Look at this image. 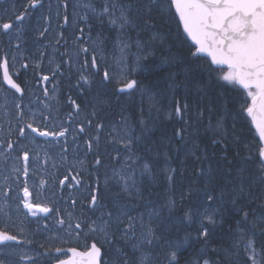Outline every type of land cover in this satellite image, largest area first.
I'll return each mask as SVG.
<instances>
[{"label":"rangeland","instance_id":"1","mask_svg":"<svg viewBox=\"0 0 264 264\" xmlns=\"http://www.w3.org/2000/svg\"><path fill=\"white\" fill-rule=\"evenodd\" d=\"M36 1L39 0H31L28 4L30 7L29 13L25 9L27 8L26 6L19 4L23 3L21 0L1 5L0 26L3 27L9 19L13 22L11 27L13 33L10 35V39L16 45L26 39L24 34L40 35L43 30L47 29L62 30L63 17L67 15V26L64 29L82 28V33L85 36L88 35L86 36V41H80L79 46L69 49L68 53L59 45L54 46L50 50H46L44 47L43 49L45 50L43 51L44 53L51 52V56L56 59V62L54 59L48 60V62H55L56 66L61 65V57L72 58L71 64L65 70L68 74L66 76L67 84L79 82L85 86L88 92L91 91L93 96L92 101L88 95L85 101L80 103L87 112L79 113L68 121V119H61L58 115L59 103H61L60 95H49L50 93L48 92H40L37 87H31L27 101L28 119L35 126L46 128L49 125L50 134L56 137L52 138L51 136L39 139L29 136L24 140V151L18 156L19 162L24 166L23 175L20 176L21 180L19 182H8L3 176L5 169L10 167L14 169L17 166L11 163V165H7L4 151H0V212L2 211V214L8 216L9 213H5L8 207L14 206L17 209L18 206H22L24 208L25 205L28 206L31 203L40 202L50 207L51 213H53L52 216L32 220L36 225L33 223L27 225V234L34 235L33 239L27 236L26 254L28 258L38 256L39 252H56V250L67 245L81 242L75 233L77 230L73 225L74 222L79 221L80 211L84 206L85 198L91 192L85 183L76 182L73 184L68 181L64 185L63 179L65 177L71 179V172L75 170L84 171L92 177H96L99 180L98 186L105 197L104 203H98L97 205L98 207L102 206V208L100 210L101 218L98 214L97 219L100 224L95 231L101 229L105 231L107 229L108 233H111L116 231V228L125 226L122 223L145 220L144 214L141 213L143 210H140V206H144L142 203L144 195H140L142 191L140 189L141 177L143 174H149L151 175L150 179L155 181V176L153 173L150 174V165L145 164L143 169L139 164L140 158L136 155L132 144L136 140L140 141L142 135L133 125L128 109L129 107L137 108V106L150 104L153 107L154 103L160 104L159 98L161 102L164 100V97L161 96V91L158 90V93L139 77V73L145 68L144 59L151 53V48L154 45L155 49L157 48L156 34L151 38L149 37L151 41L146 37L147 44L141 34L142 28H147L146 25H143L142 20L155 19L156 17H151L156 14L155 9L147 10L143 5V0H140L141 3L139 0H40L41 4L32 8V3ZM63 2L67 3V7H64ZM147 15L148 17H146ZM24 17H26V21L23 23L21 21ZM41 19L44 21H41ZM53 22L57 24L54 28H51ZM90 23L95 24L96 27L92 28ZM85 24H87L88 31L94 33L93 35L85 31ZM49 34L52 35L54 33L50 32ZM173 36L175 34L168 35V38L172 39ZM59 39L61 40V38ZM85 42L87 50H85ZM16 49L24 54L27 52L24 47ZM156 50L168 53L170 46L163 44ZM62 51L65 52L64 55H61ZM93 55H95L101 67L108 72L109 83L107 91L104 83L99 86V80L93 76L91 69L85 70L80 67V62L84 59V56L87 61L91 62ZM158 58L161 59V56ZM224 69V78L229 81H235L234 70L227 67H224ZM133 78H139L137 88L133 92L121 95L117 91L118 86ZM102 87V92L106 91L107 93L99 102L97 93L101 91ZM114 92L119 96L111 100ZM80 94H82V89H80ZM4 109L6 110V115L0 116V121L4 126H7L10 120L13 121V110L7 107ZM91 110L95 113V115L91 116L92 120L98 119V113H102V110V114L105 116V119L102 117L98 119L99 121H96V138L103 139L100 146H95L94 137L91 138L90 128L92 126H89V124L95 122L89 121L87 113H91ZM79 125L86 129L85 137L88 140L91 138L90 144H87L84 136H78L80 133L78 130ZM68 127L69 129L66 132L70 136L69 141H67L66 133H64L65 128ZM0 139L3 141L7 140L4 133H0ZM27 147L30 148V151L29 149L27 150ZM95 153L97 155L102 153L104 157L96 164L94 162L92 167H90L89 160L93 161L94 157H88V159L86 157ZM27 154H30V160L28 159V162H25L24 155ZM95 166H100L102 169L96 171L94 169ZM25 169L27 170L25 171ZM9 174L10 172L6 171V175ZM21 182H23L22 193V187L17 191ZM8 184L17 187L16 190H12L9 196L5 192ZM26 193H30L31 198L29 200L25 198ZM51 204L55 207L52 208ZM57 207L59 208V213L57 212ZM216 209L218 208L214 207L213 204H203V200L201 205L193 208L192 217H196L199 220L196 225L201 226L204 232L207 231L210 224L213 225L212 222L216 219L214 214ZM171 210L172 213L166 222V231L174 230L175 232H170V241H166V244L153 246L149 254L146 255L148 260L146 264H163V260H158L159 251L163 247L173 248L174 250L179 249L181 246L185 248L189 245V232L185 237L180 238V235L186 234L187 228L190 227L191 214H188L187 207L182 201H176L175 211ZM179 210L182 213H178ZM75 212L77 217L74 216ZM257 216L258 219H262L260 214ZM204 218L208 220V223H204ZM254 219L256 220V216ZM56 222H59V224ZM51 223L54 234L51 233L49 235L48 233L51 231L45 225ZM249 226L255 227L254 224H249ZM242 233L249 236L254 234V229H246ZM240 234L241 231L237 230L235 238L230 243L223 244L227 247L218 246L215 248V252L217 250V252L225 253V251L229 250L227 248H230L228 246L231 244L232 247H239L238 241L243 242ZM44 235H49L52 240H45ZM38 239H42V241H39V245H35ZM230 253L232 254V252H227L226 255L230 256ZM175 254L174 251L172 257L169 258L171 264H180L174 260ZM32 262L35 264L34 260ZM30 263L29 261L28 264ZM181 264H187V262H182ZM188 264L214 263L212 261L195 260Z\"/></svg>","mask_w":264,"mask_h":264},{"label":"trees","instance_id":"2","mask_svg":"<svg viewBox=\"0 0 264 264\" xmlns=\"http://www.w3.org/2000/svg\"><path fill=\"white\" fill-rule=\"evenodd\" d=\"M143 5L156 12L151 16L155 19L142 20L147 26L141 33L145 43L146 37L151 41L156 34L157 48L170 46L167 53L158 52L154 45L139 73L142 81L162 92L164 100L159 98L160 104L154 103L153 107L150 104L128 109L133 125L142 135L140 141L132 144L139 164L143 169L145 164L150 165V174L155 176V181L149 174L141 177L144 206L140 210L144 221H155L150 225L161 232V237L175 232L166 231V222L171 209L175 211L176 201H182L191 214V225L180 238L189 232L190 242L174 260L187 264L195 260L264 264V164L259 153L262 147L246 115L254 90H243L235 81L225 79L224 68L214 67L207 57L195 53L171 0H143ZM173 34L175 39H169L168 35ZM94 169L100 171L102 167ZM94 181L91 176L85 183ZM202 200L203 204L218 208L216 219L206 232L192 217L193 208ZM204 223H208L205 218ZM246 229H254V234L242 233ZM237 230L243 239L238 241L239 247L231 244L227 248L230 251L215 252L216 247L230 243ZM227 252L232 254L227 256Z\"/></svg>","mask_w":264,"mask_h":264},{"label":"flooded vegetation","instance_id":"3","mask_svg":"<svg viewBox=\"0 0 264 264\" xmlns=\"http://www.w3.org/2000/svg\"><path fill=\"white\" fill-rule=\"evenodd\" d=\"M9 2L0 1V6L5 3L10 4ZM24 6H27L31 0H21ZM40 1V0H39ZM33 4V3H32ZM65 6H67L66 2H63ZM27 11L28 9L25 8ZM29 12V11H28ZM57 18V17H51ZM42 20V19H41ZM9 23H13L10 19ZM68 16L65 15L63 17V22L67 23ZM67 24H63L65 27ZM0 116L6 115L5 107L11 108L13 110V121L10 120L7 126L0 121V133L5 134L6 141L0 139L1 148L0 151H4V155L6 158L7 165H16L17 168H7L5 169V179L10 181L19 182L21 180V175H23V164L19 162V157L24 151V140H26L29 136L39 138L41 132L45 133L44 136H52L49 130L43 129V127H32V122L28 119V93L31 87H37L41 92L43 91L50 93L49 95H60L59 103V111L58 115L64 116L66 119L71 120L76 117L79 113L86 111V109L82 106V102L85 101L86 89H84V85L80 86H68L64 83V77L68 74L65 71L66 68L71 64V59L69 57H61V65H55L56 59L51 56V52L44 53V47L46 50H50L56 45L62 46L64 50L67 52L69 49L75 48V46H79L80 41H86V36L84 35L83 29H62V30H43L40 35H29L24 34L26 37L25 40L13 44V41L10 39V35L13 33L10 25L0 26ZM10 28V29H9ZM53 32L54 34H49ZM48 37V39H46ZM61 38V41H59ZM25 48L27 52L24 54L22 51H19L16 48ZM39 48V49H37ZM35 49V50H34ZM85 50L86 42H85ZM65 52H61V55H64ZM54 59V63L48 62V60ZM58 62V60H57ZM80 67L89 70H94V75L100 76L102 73L104 74L105 69L101 67L98 61L93 55L91 62L84 59L80 62ZM8 73V78L10 81L15 82L16 88H13L7 83L5 73ZM62 78V80H58ZM103 85L101 81H99V86ZM105 87L107 85H104ZM61 88V90H60ZM80 89H82V94H80ZM103 87L101 88V95ZM107 93V92H106ZM63 101V102H62ZM87 112V111H86ZM88 116L95 115L94 111L91 110V113H87ZM98 115H102L101 112ZM42 124V123H41ZM49 127V125H47ZM71 127V125H70ZM81 126H78L81 131L78 136H82L85 134L84 129H80ZM83 128V127H82ZM10 129V131H9ZM38 129V130H36ZM42 129V130H41ZM6 132V133H5ZM29 132L33 133L29 134ZM66 133V139L69 141L70 136ZM59 136V135H58ZM89 144V141H86ZM30 148L27 147V150ZM94 157L97 159L96 154H89L88 157ZM25 162L30 160V154L24 155ZM91 162V160H90ZM11 163V164H10ZM27 169H25L26 171ZM6 171L10 172V176L6 175ZM66 181H68V177ZM89 178L88 174L83 173L81 176H75L74 173L71 172V179L73 181H83ZM17 191L22 187L21 193L23 192V182L18 185ZM16 186H10L8 184L5 192L6 195H10L12 190H16ZM96 192V194H95ZM96 195L97 202H100L98 198V191L95 189L93 191V195L91 197V204L89 207L85 206L84 211L86 215L80 217V222H74V227L77 231L75 233L80 238L81 242L79 244H71L67 245L63 248L56 250V252H39L38 256L28 258L27 252V243L28 237L30 239L34 238V235H28L26 232V227L28 224L34 223L32 220L42 219L45 216H52L51 208L43 205L40 202L31 203V207L33 205H43L47 209V212L36 211L34 208L28 210V206L25 205L16 207H8V210L5 213H9L8 216L2 214L0 212V230L15 236L17 239L9 240L7 243L0 244V264H33V260L35 264H55L60 260L66 259L69 255L68 249L72 247H78L82 250H88L93 242H95L102 251L101 262L102 264H146L147 257L151 249L154 245L166 244V241H170V234L161 237V232L155 229L153 222H125L122 225H125L120 228H116L114 232L108 233V230L105 231L97 229L96 225L100 224L96 220L93 221V218H97L98 214L101 218L100 208H97L96 202L95 205L92 204L93 198ZM29 193V199H30ZM52 205V204H51ZM54 208L55 206H51ZM24 209V210H23ZM54 210V209H53ZM57 212L59 213V208L57 207ZM76 217V212L74 213ZM30 219V221H28ZM64 219V218H62ZM61 220V219H60ZM66 220V218H65ZM8 223V224H7ZM59 224V222H56ZM51 224H47L49 230L48 234H54L53 227ZM92 225H95L92 227ZM49 235H44L45 240H52ZM28 236V237H27ZM37 239V238H36ZM39 241L42 239H38L35 245H39ZM52 249V248H51ZM176 252L181 253L183 249L179 250L175 249ZM159 255V261L163 260V264H171V261L168 255L172 252V248H162ZM161 259V260H160Z\"/></svg>","mask_w":264,"mask_h":264},{"label":"water","instance_id":"4","mask_svg":"<svg viewBox=\"0 0 264 264\" xmlns=\"http://www.w3.org/2000/svg\"><path fill=\"white\" fill-rule=\"evenodd\" d=\"M183 29L197 47L196 54L208 56L213 65L232 67L243 89L257 88L247 115L262 142L264 162V0H172ZM135 82L120 88L126 91ZM41 210V207H35ZM14 239L0 232V244ZM70 256L56 264H100L96 244L88 251L69 249Z\"/></svg>","mask_w":264,"mask_h":264}]
</instances>
